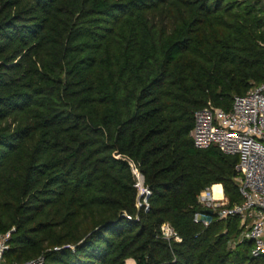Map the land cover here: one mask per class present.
I'll list each match as a JSON object with an SVG mask.
<instances>
[{
  "label": "trees",
  "instance_id": "16d2710c",
  "mask_svg": "<svg viewBox=\"0 0 264 264\" xmlns=\"http://www.w3.org/2000/svg\"><path fill=\"white\" fill-rule=\"evenodd\" d=\"M263 82L259 0H0L5 262L264 264L229 246L238 218L194 223L203 190L242 198L237 157L190 137L196 111Z\"/></svg>",
  "mask_w": 264,
  "mask_h": 264
},
{
  "label": "built area",
  "instance_id": "2783aa9c",
  "mask_svg": "<svg viewBox=\"0 0 264 264\" xmlns=\"http://www.w3.org/2000/svg\"><path fill=\"white\" fill-rule=\"evenodd\" d=\"M264 9V0H259ZM190 137L196 149L218 148L223 154L237 157L238 186L242 202L229 206L220 186L219 196L214 186L197 196L202 211L194 215V223L203 227L214 220L238 218L242 231L233 248L245 240L253 245V257L264 256V82L252 87L244 96L234 97L231 109L224 111L211 104L194 113ZM137 190L136 208L147 212L151 190L144 185L143 176L132 165ZM128 219L131 217L127 216ZM10 232L0 235V264H8L4 253L8 249ZM159 236L166 242L181 239L167 223L159 228ZM43 259L25 264H42Z\"/></svg>",
  "mask_w": 264,
  "mask_h": 264
},
{
  "label": "bare ground",
  "instance_id": "6f19581e",
  "mask_svg": "<svg viewBox=\"0 0 264 264\" xmlns=\"http://www.w3.org/2000/svg\"><path fill=\"white\" fill-rule=\"evenodd\" d=\"M214 191H215V195L216 196H219V191H220V186L219 185H216V186H214Z\"/></svg>",
  "mask_w": 264,
  "mask_h": 264
},
{
  "label": "crops",
  "instance_id": "0c3cea01",
  "mask_svg": "<svg viewBox=\"0 0 264 264\" xmlns=\"http://www.w3.org/2000/svg\"><path fill=\"white\" fill-rule=\"evenodd\" d=\"M219 186H221V185H219ZM127 262H130L132 264H135L133 260H128Z\"/></svg>",
  "mask_w": 264,
  "mask_h": 264
},
{
  "label": "rangeland",
  "instance_id": "374dc122",
  "mask_svg": "<svg viewBox=\"0 0 264 264\" xmlns=\"http://www.w3.org/2000/svg\"><path fill=\"white\" fill-rule=\"evenodd\" d=\"M126 264H132V263H130V262H126Z\"/></svg>",
  "mask_w": 264,
  "mask_h": 264
}]
</instances>
